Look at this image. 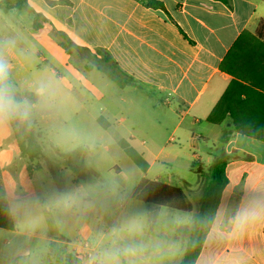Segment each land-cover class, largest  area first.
<instances>
[{
	"label": "crops",
	"instance_id": "crops-1",
	"mask_svg": "<svg viewBox=\"0 0 264 264\" xmlns=\"http://www.w3.org/2000/svg\"><path fill=\"white\" fill-rule=\"evenodd\" d=\"M7 1L0 3V12L6 9L17 20L8 35L18 47L0 51L17 61H9L11 77L12 70L26 74L40 63L51 71L48 78L62 84L68 79L61 72L68 73L96 120L104 122L101 114L113 116L116 129L123 127L119 117L129 121L120 106L132 88L162 113L155 128L176 116L174 131L181 129L195 148L204 142L206 162L224 161L228 179L196 264H264V215L242 227L235 222L249 205L264 204V0H155L157 7L143 0H26L31 11L7 6ZM59 33L73 42L70 52ZM73 49L86 51L97 66L81 62L80 69L75 67ZM99 80L116 88L109 98L92 84ZM93 98L104 100L100 113ZM187 118L192 128H182ZM113 128L107 124V130ZM22 158L19 151L17 159ZM194 159L203 175L204 158L195 154ZM5 165L0 181L14 216L13 179L3 171ZM181 233L176 238L183 242ZM81 240L91 241L87 234Z\"/></svg>",
	"mask_w": 264,
	"mask_h": 264
},
{
	"label": "rangeland",
	"instance_id": "rangeland-1",
	"mask_svg": "<svg viewBox=\"0 0 264 264\" xmlns=\"http://www.w3.org/2000/svg\"><path fill=\"white\" fill-rule=\"evenodd\" d=\"M3 1L6 0H0L1 5ZM6 11L0 12V47L4 50L18 47L9 44L12 39L8 27L15 28L17 20ZM72 53V63L78 69L81 62L97 66L86 51L73 49ZM7 59L16 65L15 59ZM40 65L26 74L12 70L11 80L18 96L35 99V86L49 79L46 75L52 76L46 63ZM109 67L113 70L111 63ZM37 72L41 74L36 77ZM61 73L66 75L67 82L64 80L62 84L57 77L52 78L59 85L58 106L38 112L31 122L43 150L39 161L17 159L19 151L13 135L9 136V125L5 130L0 126V175L1 166L6 163L3 171L13 179L9 188L15 225L12 231L0 228V264H65L57 257H50L53 255L51 244L56 240L59 247L80 254L82 264H100L104 249L127 244H142L144 250L136 256H122L120 264H179L199 210L200 194L211 179L213 164H208L205 157L209 149L204 142L195 148L181 136V129L175 132L176 116H172L175 120H167L163 128H155L153 123L161 119L162 113L153 108L152 99L133 88L125 93V102L120 106L129 119L118 118L123 127L116 129L117 119L106 114L100 115L104 122H98L97 114L87 109L79 98L77 80ZM93 82L106 98L116 89L112 88L113 84L108 87L100 80ZM92 101L100 113L104 100L93 98ZM189 123L187 118L182 128L186 125L192 128ZM107 124L115 128L107 130ZM119 140L135 151L139 164L125 152ZM195 154L201 155L207 165L203 175L191 171L190 167L196 169L199 165ZM29 166H32L31 172ZM149 166L148 172L143 170ZM143 177L181 188L191 200L193 212L162 207L156 228L151 231L147 204L132 198ZM190 187L196 188V192H190ZM80 190L89 193L87 198L95 201L94 207L86 211H65L58 206L62 196ZM114 230L119 234L118 239ZM178 231L182 232L183 242L176 238ZM86 234L94 249L93 260L84 259L72 247ZM60 239L65 242L61 243Z\"/></svg>",
	"mask_w": 264,
	"mask_h": 264
},
{
	"label": "trees",
	"instance_id": "trees-1",
	"mask_svg": "<svg viewBox=\"0 0 264 264\" xmlns=\"http://www.w3.org/2000/svg\"><path fill=\"white\" fill-rule=\"evenodd\" d=\"M151 7H157L159 5L155 0H143ZM10 7H20L27 11H31V8L27 5L26 0H8L4 3ZM34 27L40 29L39 16L36 15ZM61 37V45L64 49L70 52V48L74 46L73 42L62 33L58 34ZM101 122V118L98 120ZM14 139L20 154L24 158H28L30 161H39L43 157V150L41 144L37 140V136L34 132V128L31 124H24L17 121L10 122ZM106 128V127H105ZM120 145L125 152L133 158L136 163L139 162V157L135 151L126 145L123 141H120ZM40 168V164L36 166ZM31 172L32 166L28 167ZM148 167H144L143 170L147 171ZM203 167L197 168V173H203ZM228 184V179L225 174V162L220 160L213 164L212 175L209 183L203 188L202 194L199 200V210L194 217L193 227L189 236V240L186 245L184 256L179 264H196V261L202 251L206 237L213 225L214 218L217 209L220 204L221 195L224 188ZM132 198L147 204V216L149 222V228L153 231L156 228L159 218L160 209L166 207L169 209L193 212L194 206L189 197L184 191L174 185L161 182L159 180H150L143 178L133 191ZM0 228L12 231L15 229L13 222V216L10 211L6 193L2 182L0 181ZM58 241V240H56ZM54 241L51 244V250L53 252L50 257H57L59 262L65 264H82L78 253L68 252L64 246L59 247L58 243ZM61 243H64V239H60Z\"/></svg>",
	"mask_w": 264,
	"mask_h": 264
},
{
	"label": "clouds",
	"instance_id": "clouds-1",
	"mask_svg": "<svg viewBox=\"0 0 264 264\" xmlns=\"http://www.w3.org/2000/svg\"><path fill=\"white\" fill-rule=\"evenodd\" d=\"M14 46L15 41H9ZM11 65L4 53L0 51V126L10 122H20L31 124L34 116L41 111L52 110L59 103V85L49 78L41 80L34 88L35 99L20 97L11 80ZM89 193L85 190L77 191L62 196L58 201V206L65 211H86L94 207L95 201L87 197ZM264 215V204L253 203L238 213L236 224L242 227L250 218H257ZM114 235L119 238V234L114 230ZM115 245V241H113ZM144 250L142 244H127L123 247H111L104 249L101 253L100 264H120L122 256H136Z\"/></svg>",
	"mask_w": 264,
	"mask_h": 264
},
{
	"label": "built area",
	"instance_id": "built-area-1",
	"mask_svg": "<svg viewBox=\"0 0 264 264\" xmlns=\"http://www.w3.org/2000/svg\"><path fill=\"white\" fill-rule=\"evenodd\" d=\"M72 247L79 251L81 255L83 254L84 259L93 260L94 249L88 240H80L77 244H73Z\"/></svg>",
	"mask_w": 264,
	"mask_h": 264
}]
</instances>
